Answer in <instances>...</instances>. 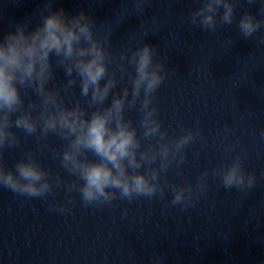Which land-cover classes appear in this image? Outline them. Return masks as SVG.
<instances>
[{
	"label": "clouds",
	"instance_id": "1",
	"mask_svg": "<svg viewBox=\"0 0 264 264\" xmlns=\"http://www.w3.org/2000/svg\"><path fill=\"white\" fill-rule=\"evenodd\" d=\"M144 2L138 0V10L143 11ZM50 9L51 0L36 27L17 23L0 37V187L28 198L54 197V186L63 187L69 203L73 202L71 193L77 192L85 206L110 205L117 199L129 203L136 198L151 200L163 197L167 188L172 206L195 207L197 194L208 190V171L202 172L194 185L171 184L167 174L173 165L178 170L185 163V149L200 138V132L198 127L188 128L170 137L162 127L153 100L167 70L164 62L156 59L157 49L142 44L121 52V72L125 61L133 68L128 73L131 87L114 92L119 81L116 68L109 71L114 58L106 47L111 33H95L94 21L84 12L70 17L63 9ZM260 11L264 16V7ZM234 17L233 0H201V6L191 14V23L216 32L218 25H230ZM238 28L243 37H253L264 29V19L245 13ZM255 39L264 44V37ZM55 68H62L67 77L62 88L55 84ZM77 83L87 107L79 100L65 102L62 93ZM29 92L38 99L26 102ZM109 97L111 102L106 105ZM134 109L139 113L135 123L127 118V112ZM16 130L38 143L45 142V147L49 135L63 141L60 150H50L72 179L53 176L31 152H25L9 169L3 152L20 145ZM260 135L264 138V130ZM213 175L219 176L226 190L250 191L256 185V175L245 171L239 156L227 166L217 167ZM59 210L67 211V205H60ZM153 264H162V259L154 257Z\"/></svg>",
	"mask_w": 264,
	"mask_h": 264
}]
</instances>
